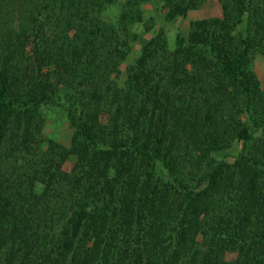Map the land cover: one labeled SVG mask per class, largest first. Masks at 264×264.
Instances as JSON below:
<instances>
[{
  "label": "trees",
  "instance_id": "1",
  "mask_svg": "<svg viewBox=\"0 0 264 264\" xmlns=\"http://www.w3.org/2000/svg\"><path fill=\"white\" fill-rule=\"evenodd\" d=\"M151 1L0 0V264H225V250L264 264V163L211 157L264 126L246 68L264 55V0H218L172 50L142 39L120 81ZM200 1L162 5L185 17ZM61 103L68 149L42 133ZM236 177L237 221L215 222L207 199Z\"/></svg>",
  "mask_w": 264,
  "mask_h": 264
},
{
  "label": "rangeland",
  "instance_id": "2",
  "mask_svg": "<svg viewBox=\"0 0 264 264\" xmlns=\"http://www.w3.org/2000/svg\"><path fill=\"white\" fill-rule=\"evenodd\" d=\"M162 0H153L143 5V21L135 23L131 26V31L139 36V41L131 45V52L127 59L119 67L120 81L125 77V69L128 64L132 63L138 56L140 50V41L142 39H149L152 36L162 33L167 42V47L172 50L174 47V39L177 32H180L184 36H187L190 32L191 23L194 21L218 18L221 16V6L218 0H203L200 1L197 7L191 8L187 11L185 17H181L173 10L165 9L162 5ZM13 9V14L19 17V13L16 14L17 9ZM121 12L120 3L109 6L103 12V17L109 22H115ZM247 71H250L254 84L258 85L260 95L264 98V55L260 52L249 54V60L247 63ZM256 91V89L254 90ZM257 92V91H256ZM62 102V101H61ZM42 115L45 119L42 133L45 141L51 140L59 145L69 148L71 138L73 136V129L69 126L65 107L61 103L60 106H53L44 108ZM246 114L240 116L242 122L250 124L245 120ZM237 155H245L246 157H255L259 159L261 163H264V126L252 135V140L246 143L237 141L235 138L226 145V147L214 154L211 157L216 160L225 162L226 164L235 167V158ZM75 156L71 155L63 166V170L70 171L75 163ZM240 178V177H239ZM238 177L231 183V186L222 184L218 191H211L212 195L207 199L210 215L215 222H221L220 219L226 221L236 222L238 218V210L241 209V203L239 199L242 197L245 189L249 190L248 182L243 186H237ZM207 187V183L204 181L196 186V190H203ZM263 189V186L261 187ZM259 189V193L263 194L264 190ZM221 192L226 196L220 197ZM250 215V214H249ZM256 218L254 214H251ZM209 216V215H208ZM212 219V220H213ZM255 221V220H252ZM253 224H257L256 222ZM250 229V228H249ZM232 230V229H231ZM203 251L204 249L198 246ZM225 264H242V261L246 259V256L239 255L237 251L225 250L224 252Z\"/></svg>",
  "mask_w": 264,
  "mask_h": 264
}]
</instances>
